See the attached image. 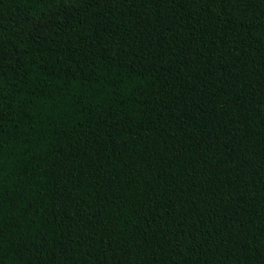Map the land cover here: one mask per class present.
<instances>
[{
    "label": "trees",
    "instance_id": "16d2710c",
    "mask_svg": "<svg viewBox=\"0 0 264 264\" xmlns=\"http://www.w3.org/2000/svg\"><path fill=\"white\" fill-rule=\"evenodd\" d=\"M0 264H264V0H0Z\"/></svg>",
    "mask_w": 264,
    "mask_h": 264
}]
</instances>
